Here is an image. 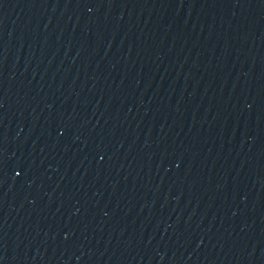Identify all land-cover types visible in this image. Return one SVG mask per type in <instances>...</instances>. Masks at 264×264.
I'll use <instances>...</instances> for the list:
<instances>
[{
    "label": "water",
    "instance_id": "95a60500",
    "mask_svg": "<svg viewBox=\"0 0 264 264\" xmlns=\"http://www.w3.org/2000/svg\"><path fill=\"white\" fill-rule=\"evenodd\" d=\"M0 264H264V0H0Z\"/></svg>",
    "mask_w": 264,
    "mask_h": 264
}]
</instances>
